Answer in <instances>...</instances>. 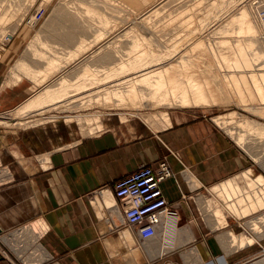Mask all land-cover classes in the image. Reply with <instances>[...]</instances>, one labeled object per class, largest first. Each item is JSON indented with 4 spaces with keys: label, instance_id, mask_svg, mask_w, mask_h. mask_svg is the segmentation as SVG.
Instances as JSON below:
<instances>
[{
    "label": "rangeland",
    "instance_id": "1",
    "mask_svg": "<svg viewBox=\"0 0 264 264\" xmlns=\"http://www.w3.org/2000/svg\"><path fill=\"white\" fill-rule=\"evenodd\" d=\"M91 6L97 21L89 18L87 8ZM240 12L247 13L243 23L238 21ZM72 13L80 35L79 45L75 46L52 37L55 31L62 33L67 28L50 31L47 27L54 17ZM263 15L264 0H0V60L10 46H17L12 47L17 52L6 68L4 87L22 82L28 88L22 103L0 112V132L43 129L46 137L60 146L94 133L101 128L100 121L103 128L113 120L146 125L142 119L162 127L169 125V118L175 114H191L209 120L246 160L242 172L231 179L233 185L242 191L244 185L253 192L258 188L264 191V139L258 135L262 131L244 134L241 144L229 134L239 132L240 122H256L264 127V111L260 112L264 105L247 99L240 82L234 81L238 88L241 86L239 90L227 79L235 74L232 65L238 60L236 42L251 44L247 49L260 55L259 61H254L256 65L253 63L254 69L264 68ZM108 54L112 61L98 62ZM182 55H187V62L180 59ZM31 59L32 68L24 66V61ZM41 62L44 64L36 69L34 65ZM203 74L213 77L222 91L218 101L210 105L176 104L180 98H192L193 89L200 85L208 94ZM64 85L69 90L61 94L57 90ZM241 98L246 102L242 103ZM47 157L40 158L41 168L46 167ZM202 195L210 199L201 202L202 209L197 207L201 223L205 219L213 221L220 230L210 232V245L220 249L216 236L233 229L229 230L236 236L231 242L233 247L254 243L247 250L256 252L255 256L264 255V223L261 233L248 229L249 222L264 217V207L243 215L240 210L244 202L237 205V199L233 203L224 200L221 192L215 195L206 191ZM217 210L221 216L216 215ZM24 227L0 235V264H51L39 252L42 248L38 237L45 227L38 222ZM259 260L263 261L255 262Z\"/></svg>",
    "mask_w": 264,
    "mask_h": 264
},
{
    "label": "crops",
    "instance_id": "2",
    "mask_svg": "<svg viewBox=\"0 0 264 264\" xmlns=\"http://www.w3.org/2000/svg\"><path fill=\"white\" fill-rule=\"evenodd\" d=\"M10 47L0 60V112L13 109L28 95L22 82L4 87L6 68L17 52L12 49L16 45ZM142 120L146 125L113 120L104 128L100 121L101 128L94 133L60 146L43 129L0 132V235L38 222L45 227L38 243L51 264H252L264 260V255L247 250L254 243L243 248L222 244L233 229L216 236L220 249L210 245V232L220 230L213 221H200L201 202L210 199L202 194L216 195L215 187L242 172L247 162L241 152L203 117L175 114L162 127ZM44 156L48 159L41 168ZM163 159L174 176L161 184V190L165 200L178 207V216L163 219L157 235L142 241L113 208V185L140 166L154 168Z\"/></svg>",
    "mask_w": 264,
    "mask_h": 264
},
{
    "label": "bare ground",
    "instance_id": "3",
    "mask_svg": "<svg viewBox=\"0 0 264 264\" xmlns=\"http://www.w3.org/2000/svg\"><path fill=\"white\" fill-rule=\"evenodd\" d=\"M60 10H65V8L64 7H61ZM87 10L90 11V13L89 12L88 13L91 15V17H89V18L91 20L95 19L97 21L98 20V15L95 13L96 11H94L95 10L94 6H91L90 8L88 7ZM242 11H244V10H242ZM245 12H243V13L240 12L241 14L238 16V21L240 23H243L242 21L244 19H246V16H247L246 14L247 13H245ZM262 17L264 18V15ZM242 18H244V19L242 20ZM241 25L242 24H240V27H242ZM47 27H48V29L50 28V31L56 30V29L59 30V28H62V27H63V30H65L64 27L67 28V30L63 31L62 33H57L55 31L52 34L53 39H55V40H57V41H59V42H61L63 44H71L72 46H75V45H77L80 42V40H79V36H80L79 35V30L77 29L78 28V23H77V19L73 15V13L71 15H68L67 14V15H59L57 17H54L52 20L49 21V23L47 24ZM240 27L238 29L239 34L242 31L240 29ZM68 28H70V29H68ZM241 43H242V41L235 43L236 55L238 57V60L232 65L235 74L234 75H228L227 76V79L230 80V82L234 86H236L237 81L240 82V84L242 85V87L245 88L243 92L247 94V96H248L247 99H249L251 101L256 100V101L259 102L260 105H264V72H262L264 68L261 67V66H259V68L257 67V68L254 69V64L256 65V63H254V61L255 62H258L259 59H257V58H259L260 55L257 52H255V51L252 52L251 49H249V50L247 49V48H250L252 46L251 44H248V43L241 44ZM30 57H32V56H30ZM180 59L184 63L187 62V55L186 56L185 55H182ZM43 60H45V58ZM110 60L112 61L113 58H112V55L111 54H108V55H105L103 57V59L101 57L98 62L104 64V62L105 63H108V61H110ZM256 60H258V61H256ZM46 61H47V59H46ZM46 61H44V63H46ZM51 61H52V59H51ZM41 63L40 64L37 63V65H34L36 67V69L40 68L44 64V63H42V64ZM24 66H28V67L33 66V60L32 59L29 60V61H26L25 60L24 61ZM34 71H36V70H34ZM203 77H204V80H203V78H202V80H203V83L205 84L204 87H206V90L208 92L207 95L204 94V92H203L204 90L202 88L203 86L201 87V85H200V87L198 86L196 89H193L194 92H192L191 94H194V95H192L193 96L192 98L191 97L189 98L190 100L189 99H186V98H180L179 100H176L175 103L176 104H179L181 106H186V105H188L190 103H194V104H197V105H199V104H205V105H208L209 104L210 105V104L216 103V100L218 101V93H220V92L222 93V91H220V89L218 88V85L215 83L213 77L207 76V75L204 76V74H203ZM234 81H236V84H235ZM240 84L238 83V85H240ZM195 86H197V85H195ZM251 86H252V88H253L254 91L251 89ZM236 87L238 88V86H236ZM240 87L241 86H239V88H238L239 90H240ZM59 89L60 90H57V91H60L59 93H61V94L62 93H65V92H67V90H69V88L66 87L65 85L62 86ZM56 93H58V92H56ZM220 94H219V96H221ZM241 94L242 93L239 94V97H241ZM41 95L44 96L43 94H41ZM244 98H241L242 103H245L246 102L245 100H247V99H244ZM33 103H34V101H33ZM251 108H253V107H251ZM256 110H258V109H256ZM263 111H264V108L260 110L261 113ZM217 120L218 119H216L215 122ZM218 124L219 123L217 122L216 125H218ZM238 126H239V129H238L239 132H237L235 135H234V133L232 135L231 132H229V130H228L229 134L233 138L234 137L236 138V139H234L235 142L237 141L239 144H241V142L243 141L244 134H246V135L249 136V135H251V134L254 133L253 130H255V129H260L262 131L258 135L259 136L261 135V137L264 139V127L261 126V124H257L256 122H240ZM238 126L237 127L235 126V127L238 128ZM231 129H233V128H231ZM238 130H236V131H238ZM256 182L258 183V178L257 177H256ZM259 189L260 188H258V190H257V188H256L254 191H256V190L257 191L256 192H253L250 188H248L247 186L244 185L243 191H242L241 190V187H238L237 188L236 186L233 185L232 180H227V181L223 182L221 185H219L218 187H215L212 191H214L215 193L216 192H221L222 193V198L224 200H230V201H232V203H233V199H237L238 200V202H236L237 205L239 203L241 205V203L244 202V208L241 209V210L239 209V210L242 211L241 213L243 215H248V214H246L247 212L249 214H253V213L257 212L259 209H261V208L264 207V191L262 189L261 190H259ZM230 206H232V205H230ZM216 215L217 216H221L222 214L220 213V211L217 210ZM168 218L176 219L175 217H171L169 215H168V217H165V218L164 217H161V219L158 220V222H157V227H156V233H155V235H153L151 238L145 239V240L141 239L139 236L138 237L142 241H148L150 239H153L157 235L158 227H161L162 222H163V219L166 220ZM121 219H122V223L125 226H127V224L125 223V219L123 220V215L121 216ZM259 219H255L254 221L249 222V225H248V229L250 231L254 232V233H257V234L258 233H261V231H262L261 228L263 227V225L261 223L262 222L264 223V221H263L264 220V217H262L261 220H259ZM260 224L262 226H260ZM25 228H27V227H23L22 230H24ZM132 229H134V228H132ZM125 236H128V235H125ZM38 239H39V237H38ZM225 239H222L221 240V243L224 244V245L227 244L226 242H228V244L231 243V242H233L234 239H235L234 234H229L228 236H226ZM41 250L42 249H40L39 252H42L44 257L50 258L48 255H46V253L43 250L42 251ZM253 264H264V260L263 261L262 260H259L258 262H255Z\"/></svg>",
    "mask_w": 264,
    "mask_h": 264
},
{
    "label": "built area",
    "instance_id": "4",
    "mask_svg": "<svg viewBox=\"0 0 264 264\" xmlns=\"http://www.w3.org/2000/svg\"><path fill=\"white\" fill-rule=\"evenodd\" d=\"M173 176L169 164L163 159L154 168L140 166L133 174L113 185L116 199L113 208L123 215L127 226L134 228L143 240L155 235L161 217L178 216V207L169 204L161 190V184Z\"/></svg>",
    "mask_w": 264,
    "mask_h": 264
}]
</instances>
